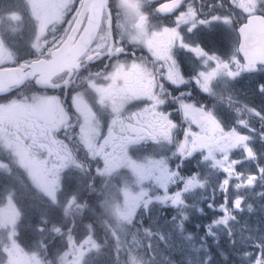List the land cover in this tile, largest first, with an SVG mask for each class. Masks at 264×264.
I'll use <instances>...</instances> for the list:
<instances>
[{"label":"snow or ice","instance_id":"snow-or-ice-1","mask_svg":"<svg viewBox=\"0 0 264 264\" xmlns=\"http://www.w3.org/2000/svg\"><path fill=\"white\" fill-rule=\"evenodd\" d=\"M22 3L33 28L28 51L22 59L17 58L9 38L22 32L25 14L15 7L0 11V94L22 90L29 84L38 91L0 102V155L8 159V163L0 160V179L6 182L0 185L3 202L0 254H6L3 264H93L108 247L117 254L126 250V264H151L137 252L142 244L139 210H149L153 202L170 204L181 209L183 219H187L182 211L187 207V194L205 189L209 183L199 174L184 177L179 171H172L165 157L134 158L130 154L132 149L141 151L147 142L161 146L174 143L177 124L169 113L161 110L170 96L161 81L166 79L176 86L188 81L181 75L173 49L186 50L199 60L203 67L193 80L210 96L217 95L215 89L220 83L228 84L243 73L264 71V0H228L226 14L211 13L203 18L194 3L170 0L154 11L170 14L179 10L174 27L153 25L149 13L143 10L147 0H118L117 18L122 21L118 27L113 25L109 0H22ZM68 15L70 19H66ZM213 24L238 30L242 42L228 59L205 50L195 39L202 31L201 26ZM181 25L185 27L181 29ZM126 43L146 49L148 55L137 56L135 47L130 50ZM121 57L130 58V62L122 61ZM105 60L108 63L104 64V70L90 72L91 64ZM78 81L82 88L73 87ZM48 89H71L70 102L65 104L60 96L48 95ZM259 92L264 94V84ZM184 95L182 92L180 97H171L188 125L173 155L187 158L200 150L207 166L224 174L216 185L224 194L219 205L221 215L207 226L206 234L215 236V229L219 228L231 237L232 222L236 221L234 213L243 210L241 189L264 185V166L259 163L253 143L264 144V127L257 132L240 114L259 118L264 125V112L247 105L235 107L230 95H220L218 99H227L229 106L235 107L236 123L248 130L249 134H242L235 126L226 130L212 110L186 102L182 99ZM140 100L150 104L140 111H126L127 105ZM193 124L199 132L192 131ZM234 149L240 151L241 158L231 157ZM245 162H256L255 170L237 168ZM93 170L105 178L106 185L116 184V192L99 204L103 240L97 235L96 217L91 215L96 209L66 187L68 175L73 171L88 176ZM16 176L39 194L49 209L60 210L56 223L42 216L38 228L41 233L50 231L65 238L66 250L52 260L39 251L26 254L17 243L21 213L15 203V185L7 184ZM173 184L182 187L170 194L169 185ZM88 187L94 188V183ZM230 187L235 189L231 200ZM153 189H162L163 195H150ZM207 207L216 210L214 202ZM68 217L73 223L79 218L83 224L81 239H75L72 229L62 223ZM178 227L183 230L182 221ZM144 231L147 237L154 235L151 229ZM159 239L167 238L160 234ZM243 245V264H264V236L245 238ZM39 247L47 252L43 242ZM145 248L150 249L151 243Z\"/></svg>","mask_w":264,"mask_h":264},{"label":"rangeland","instance_id":"rangeland-1","mask_svg":"<svg viewBox=\"0 0 264 264\" xmlns=\"http://www.w3.org/2000/svg\"><path fill=\"white\" fill-rule=\"evenodd\" d=\"M17 8L25 14V21L22 25V32L9 38L10 44L13 48L17 49L19 56H25V53L20 49V46L24 44L25 40L28 43L32 39V24L28 20V14L25 12L22 0H2L0 3V11H8L10 8ZM71 18L69 15L67 18ZM60 27V26H58ZM28 46V45H27ZM20 49V50H19ZM24 55H22V54ZM24 91H28L23 95H32L37 93V90H31V86H28ZM22 95V96H23ZM17 95L16 97H18ZM12 97V98H16ZM240 128V127H239ZM258 152V151H257ZM143 156L155 157V153L152 152H140ZM131 155L133 153H130ZM259 154V163L264 166V154ZM241 158L240 156L235 158ZM182 159V157H181ZM198 168H195L191 172V166L188 163H183L175 160L168 163L169 168L172 171H179L184 177H188L192 174H199L208 180V186L205 189H197L194 193L187 194L186 200L187 207L182 211L186 213L187 219H183L181 215V209L172 207L170 204L164 205L158 202H153L149 205V210H139L138 224L141 246L137 249L138 254L146 261H150L151 264H243V253L241 248L243 240L251 237L255 239L257 236H264V185L258 184L255 188L244 190L241 189V194L244 196V204L242 205V211H237L236 221L232 222L233 235L230 237L226 234V230L215 229V236H207L206 228L212 222L221 215L219 212V205L223 203L224 194L216 189V185L219 180L223 179L224 174L215 172L207 166V162L201 160L197 163ZM177 165H180L177 168ZM256 162L249 164L245 162L243 166L237 165V168L244 171H254ZM95 171L92 172V175ZM79 175V174H78ZM81 178L85 175L80 174ZM89 177V176H86ZM100 183H96L94 188L87 186L72 187L67 183L66 187L69 191L75 192L79 198L88 203L93 209H96L94 213H91L96 217V231L100 240L104 239V229L100 223L103 217L100 216L99 204L102 199L109 197L116 192V184L113 182L110 185L105 184V178ZM6 182H4L5 184ZM9 185H15L16 207L21 213L20 218L23 220L28 216V207H35L38 211V216H46L55 221L60 219L57 209H49L41 199L40 195L36 192H30L23 183L20 177L10 178L7 181ZM28 185V184H27ZM148 186L147 183L145 185ZM182 187L181 185H169L170 194ZM235 189H229V199H233ZM150 195H163L162 189H153ZM215 197L214 201L212 197ZM210 202H214L216 210L209 209L207 205ZM249 205L251 206L249 208ZM3 206V202H0V207ZM26 208V209H25ZM203 209V212L200 211ZM35 209L33 208V211ZM175 218V219H174ZM36 225V233L39 235L40 242H45L43 237L46 233H40L38 228L41 224ZM183 222V230L178 225ZM67 226L72 228V235L75 239L79 240L83 234V224L80 219L77 218L73 223L72 218L68 217ZM145 229H151L153 236L147 237L145 235ZM135 231V230H134ZM40 233V234H39ZM163 234L167 239L160 240L159 235ZM191 236V239L188 237ZM48 237V236H46ZM0 239H3L2 233H0ZM129 241L131 237H128ZM233 240L235 243H233ZM151 243V248L147 249L145 246ZM127 251L122 250L118 254L114 248L108 247L104 253L94 260L93 264H126Z\"/></svg>","mask_w":264,"mask_h":264},{"label":"flooded vegetation","instance_id":"flooded-vegetation-1","mask_svg":"<svg viewBox=\"0 0 264 264\" xmlns=\"http://www.w3.org/2000/svg\"><path fill=\"white\" fill-rule=\"evenodd\" d=\"M112 8L113 13V25L114 27H118L122 22L121 19L117 18V3L118 0H109ZM170 0H147V3L144 4L143 10L146 13H149V19L153 25L160 24L162 26H175V18L178 15L179 10L175 13L164 14V13H156L154 10L155 8L159 7L164 3H169ZM188 3H194V6L202 12L203 16H209L211 13L215 14H226L229 11L228 0H223L224 6L221 7V0H188ZM78 7V5H76ZM186 9V6H185ZM238 11V10H237ZM69 16V15H68ZM66 16V17H68ZM67 19H70L67 18ZM235 19V17H234ZM131 26L129 25V28ZM185 26L181 25V29ZM239 24H236V29H238ZM202 31L199 32V35L195 37L197 42L201 43V45L205 48V50L215 53L216 55L221 56V58L228 59L235 49L238 47L239 43L242 42L241 38L238 35V30L234 31L232 27L226 25H215L213 24L211 27L208 26H201ZM191 35V34H186ZM28 40L24 41V44L20 46V49L25 53L28 51ZM125 46L130 50L135 47L136 55H148L147 50L141 48L140 46H133L131 44L126 43ZM16 52H19L17 49L13 48ZM19 49V50H20ZM175 59L179 66V70L181 75L184 77L188 83L183 85H173L168 82L166 79L162 80L161 82L164 84L165 88L167 89L170 96L168 98V102L161 106V110L166 111L170 114V119L173 120L174 123L177 124V129L174 130V143L173 144H165L163 146L154 144L152 142H147L142 146V150L137 152L135 149H132L130 153L134 158H141L143 155L140 152H154V158L165 157L167 158V162H174L175 160L183 163H188L191 166V172L195 168H198V162L202 159V152L197 150L193 153L191 157H182L179 154L173 155L176 152V143L183 140L184 131L187 129L188 125L184 120L182 112L178 110V104H174L172 102L171 97L176 96L180 97V94L183 92L185 95L182 97L186 102L195 103L197 106H204L209 110H212L214 114L221 120L222 124L225 126V129L228 130L231 127H237L238 130L242 134H249L248 130L243 128L242 126L236 123L237 120V112L235 111V107H243L247 105L250 108H255L258 111L264 112V94L259 92V87L261 84H264V71H256L253 73H243L240 77L236 80L230 81L228 84L220 83L218 87H216L215 91L217 93L216 96H210L204 92H202L199 86L193 80V76L199 70H202V65L200 64L199 60L195 57L193 53L187 52L186 50H182L179 48L173 49ZM22 54V53H21ZM24 55V54H22ZM25 56H19L17 54L18 59H22ZM239 59L243 61V55H239ZM121 60H127L130 62V58L128 57H121ZM108 63V61H98L89 66V70L91 73H95L97 71L104 70V64ZM4 66H14V65H4ZM87 75V73H85ZM216 82H214L215 84ZM28 86H31V90H37V88L33 87L31 84L24 87L22 90H13L9 94L0 95V102H4L9 98L16 97L17 95L22 96L26 94L28 91H24ZM76 88H82L83 84L81 82H77L76 85H73ZM158 91V89H157ZM190 93V95H188ZM48 95H57L60 96L61 99L65 102V104L70 102V96L72 95L71 89H48ZM220 95H224L225 97L231 96L235 101V107H230L227 99L221 101L218 99ZM150 104L147 100H140V101H133L129 105L126 106V111H140L142 108L148 106ZM240 116L244 119L249 120L250 124L259 132L264 125L261 124L259 118L251 116L248 113H241ZM240 127V128H239ZM192 131L199 132V128L196 125L191 126ZM254 147L255 150L258 151L260 154H264V144H261L259 141H255ZM206 154V152L204 153ZM232 158H237L240 156V151L238 149H234L230 153ZM0 160H3L5 163H8V159L6 155H0ZM204 162V161H203ZM95 167V162H93V169ZM94 172V170L92 171ZM92 172L89 177L81 178L78 171H73L71 174L68 175L67 183L71 184L69 188L72 187H79L81 185L87 186L89 184L94 183V187L96 183H100L103 179L93 174ZM79 174V175H78ZM19 177V176H16ZM14 178V177H13ZM5 180L0 179V185H4ZM25 184V181L23 180ZM26 190L32 192L33 190L30 189L29 185L25 184ZM92 188V187H91ZM33 208L35 209L33 211ZM30 208L28 207V216L25 219L19 218L17 222V232L18 235L16 237L17 243L19 244L20 248L26 254H31L33 252H40L42 256L45 258L52 260L57 254L62 253L65 251V238L58 236L50 231H45L46 235L43 237L45 242L44 244L47 245V252L44 251L43 248H40L39 242L40 239L39 235L36 233V225L39 224V220L41 219L38 216V211L35 207ZM26 209V208H25ZM59 216L61 213H58ZM52 223H56L58 219L53 221L48 218ZM67 219L62 221L63 224H67ZM69 228V227H68ZM72 229V228H71ZM67 233V229H65ZM41 233V232H40ZM39 233V234H40ZM48 236V237H46ZM2 240V239H0ZM3 260H6V254H0V264H3Z\"/></svg>","mask_w":264,"mask_h":264},{"label":"water","instance_id":"water-1","mask_svg":"<svg viewBox=\"0 0 264 264\" xmlns=\"http://www.w3.org/2000/svg\"><path fill=\"white\" fill-rule=\"evenodd\" d=\"M6 94H9V93H6ZM6 94H0V95H6Z\"/></svg>","mask_w":264,"mask_h":264}]
</instances>
